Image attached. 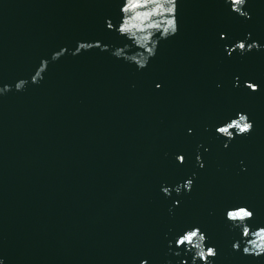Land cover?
Returning <instances> with one entry per match:
<instances>
[{
    "label": "water",
    "instance_id": "95a60500",
    "mask_svg": "<svg viewBox=\"0 0 264 264\" xmlns=\"http://www.w3.org/2000/svg\"><path fill=\"white\" fill-rule=\"evenodd\" d=\"M120 7L0 0V88L10 86L0 93L2 264H192L175 240L193 226L216 248L213 264H264L233 250L241 233L225 217L243 205L248 224L264 226V0H247L249 18L224 0H177L179 30L143 69L112 55L138 51L116 30ZM248 33L262 47L226 52ZM77 41L109 48L74 55ZM238 111L253 129L224 147L215 128Z\"/></svg>",
    "mask_w": 264,
    "mask_h": 264
},
{
    "label": "clouds",
    "instance_id": "9594fccd",
    "mask_svg": "<svg viewBox=\"0 0 264 264\" xmlns=\"http://www.w3.org/2000/svg\"><path fill=\"white\" fill-rule=\"evenodd\" d=\"M225 3L230 5L231 11L240 16L249 18L250 14L244 10L247 0H224ZM121 20L116 28L117 32L124 36L126 39L132 41L138 51L134 54H126L125 49L130 45L123 47H116L112 50V55L117 58H123L127 62L135 63L137 69H143L147 66L148 61L156 53L158 41L160 39H167L175 35L179 30V22L176 18L177 13V0H121ZM109 29L113 28L112 23L106 21ZM157 33L159 34L157 36ZM250 33L246 34L245 40H238L231 46H225L226 52L231 54L233 51L238 50L240 54L251 51L253 48L259 49L262 47L257 42L246 43L245 41L250 37ZM221 38L224 34L221 33ZM93 47H99L101 51L108 50L109 45H101L99 42H83L77 41V46L73 54H78L81 50H90ZM64 49L53 53L52 59H57ZM48 61L42 59L39 67L34 75L31 77L33 83H39V78L42 77V72L46 70ZM238 77L235 78L234 86H238ZM26 80H19L16 82L15 87L17 90H22L26 85ZM245 86L255 92L259 90V85L250 81H245ZM160 87L159 84L156 85ZM9 85H4L0 88V93L8 91ZM253 129V122L248 118L245 112L238 111L234 117L224 121L215 128L218 135L225 137L224 147L228 146V142L238 135H248ZM191 132V129H189ZM199 147V146H198ZM207 150V149H205ZM178 162H184V156L178 154L176 156ZM196 161L199 167H203L201 156L199 153L196 156ZM195 176V173H193ZM193 184L192 177L187 178L182 183L174 186L177 194L181 190L190 191ZM161 191L165 195H170L172 189L169 186L162 185ZM174 205L178 201L173 202ZM171 211V209H170ZM254 213L246 206L240 205L229 207L225 210V217L231 223L233 228H239L241 237L239 241H234L232 244L233 250L241 251L245 255L261 256L264 255V226H257L252 228L248 221L251 220ZM207 236L200 230L199 227L193 226L185 229L182 234L178 235L175 240L177 248H185L192 252V264H196L199 260L201 264H213V260L217 255V250L214 246L206 244ZM171 244V242H169ZM241 245H243L241 249ZM179 255V253H174ZM2 264V260H0ZM140 264H147L145 260H141ZM180 264H186V261H181Z\"/></svg>",
    "mask_w": 264,
    "mask_h": 264
}]
</instances>
